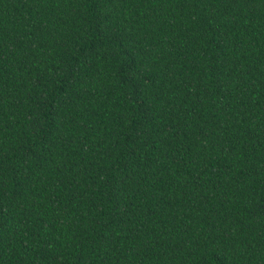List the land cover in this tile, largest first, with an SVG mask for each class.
<instances>
[{"label":"trees","instance_id":"16d2710c","mask_svg":"<svg viewBox=\"0 0 264 264\" xmlns=\"http://www.w3.org/2000/svg\"><path fill=\"white\" fill-rule=\"evenodd\" d=\"M0 264H264V0H0Z\"/></svg>","mask_w":264,"mask_h":264}]
</instances>
